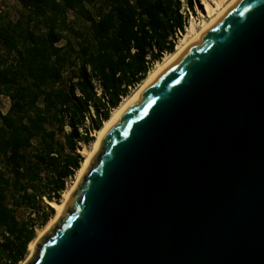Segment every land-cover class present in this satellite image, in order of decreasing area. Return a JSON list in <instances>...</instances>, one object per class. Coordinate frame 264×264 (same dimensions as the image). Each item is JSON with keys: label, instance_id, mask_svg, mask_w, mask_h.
Returning a JSON list of instances; mask_svg holds the SVG:
<instances>
[{"label": "water", "instance_id": "95a60500", "mask_svg": "<svg viewBox=\"0 0 264 264\" xmlns=\"http://www.w3.org/2000/svg\"><path fill=\"white\" fill-rule=\"evenodd\" d=\"M26 264H264V0L141 89Z\"/></svg>", "mask_w": 264, "mask_h": 264}, {"label": "trees", "instance_id": "16d2710c", "mask_svg": "<svg viewBox=\"0 0 264 264\" xmlns=\"http://www.w3.org/2000/svg\"><path fill=\"white\" fill-rule=\"evenodd\" d=\"M193 1L18 0L16 16L0 11V96L10 100L0 112V264H19L35 238L16 210L38 214L40 227L51 218L44 201L60 200L80 146L174 52Z\"/></svg>", "mask_w": 264, "mask_h": 264}, {"label": "bare ground", "instance_id": "6f19581e", "mask_svg": "<svg viewBox=\"0 0 264 264\" xmlns=\"http://www.w3.org/2000/svg\"><path fill=\"white\" fill-rule=\"evenodd\" d=\"M236 0H203L202 5L206 16L208 17V21H202L200 24H196L194 21H191L186 33L183 34L181 39L177 42L174 52L165 55L161 61L156 62L154 67L148 72L146 78L142 80V82L136 87L135 92L125 98L121 104L115 108L112 112L108 120L104 121L103 126L99 131L96 132L95 140L92 142L91 148L83 149L82 154L84 155V159L81 162L80 168L76 171V176L73 184L63 192L62 199L60 202H49L50 206L55 210V215L52 216L40 229L37 230L36 237L29 243L28 250L30 252V257L36 247V244L39 242L41 237L47 232L50 227L54 224L57 217L59 216L62 208L68 201V198L72 191L75 189L79 179L83 176L84 170L86 169L90 158L98 149L99 141L105 131L110 127L113 121L129 106V104L134 100V98L138 95L141 89L153 78L155 77L166 65H168L171 61H173L177 56L187 50L190 46L194 44L196 39L200 34H202L209 25H211L214 21H216L219 16Z\"/></svg>", "mask_w": 264, "mask_h": 264}, {"label": "rangeland", "instance_id": "374dc122", "mask_svg": "<svg viewBox=\"0 0 264 264\" xmlns=\"http://www.w3.org/2000/svg\"><path fill=\"white\" fill-rule=\"evenodd\" d=\"M202 1H203V0H195V1H193L194 13H191V14H190V13H187V12L184 10L185 13H186V29H185V33H186L187 28H188V26H189V24H190L191 21H194L196 24H200L202 21H208V17L206 16V14H205V12H204V9H203ZM209 1H214V0H209ZM183 2H184V4H185V0H184ZM18 8H19L18 0H0V11H10L12 17L16 16V11L18 10ZM70 19H72V18L70 17ZM78 25L80 26L79 23H76V26H78ZM79 26H78V27H79ZM182 36H183V35H181L179 38L181 39ZM180 39H178L177 41H179ZM165 55H167V54H165ZM165 55H164V56H165ZM164 56H163V57H164ZM155 64H156V63H154V65H155ZM154 65H153V67H154ZM153 67H152V68H153ZM136 87H137V86H136ZM135 90H136V88L132 89V90L130 91V93H129L128 96L122 98V101H123L125 98L131 96V95L135 92ZM122 101H121V102H122ZM121 102H120V104H121ZM120 104H119V105H120ZM9 105H10V100H9L8 98L1 97V96H0V112H1V113H5V112L7 111V109H8V107H9ZM119 105H118V106H119ZM113 110H114V109H113ZM113 110H112V111H113ZM112 111H111V112H112ZM110 115H111V113H110ZM102 126H103V125H102ZM85 127H89V122L85 124ZM96 132H97V131H96ZM96 132L93 131V132L91 133V136L93 137L94 140H95V138H96V137H95ZM94 140H93V141H94ZM91 145H92V143H90L89 145H81V146H80V149L77 151L80 155L83 156V159H84V155L82 154V150H83V149H88V150H89V149L91 148ZM75 176H76V173L74 174L73 177L67 179V181H66V189H65V190H67V189L73 184V182H74V180H75ZM65 190H64V191H65ZM64 191H63V192H64ZM63 192H62V194H63ZM62 194H61L60 200H59L58 202L61 201V199H62ZM53 202H55V201H53ZM46 206L52 208V207L50 206L49 202L44 201V205H43V207H46ZM52 209H53V208H52ZM46 211H47V209H46ZM54 215H55V210L53 209V214H52V216H54ZM52 216H51V217H52ZM16 217H17V219H18L19 221H29V222H33V223H35V224H36V226H35V237H36L37 230L40 229V228L42 227V226L40 227V219H39V215L36 214V213H32V212H30L29 210L19 209V210H16ZM33 252H34V251H33ZM32 255H33V253H32ZM32 255H31V256H32ZM29 259H30V252H29V250H28V248H27V254H26V256L24 257V259H23L19 264H26V262H27Z\"/></svg>", "mask_w": 264, "mask_h": 264}, {"label": "built area", "instance_id": "2783aa9c", "mask_svg": "<svg viewBox=\"0 0 264 264\" xmlns=\"http://www.w3.org/2000/svg\"><path fill=\"white\" fill-rule=\"evenodd\" d=\"M182 2H183V0H182ZM183 4H184V2H183ZM184 10L187 13H190V14L192 13V12L188 11L185 7H184ZM185 29H186V25H185ZM178 35L181 36L182 33L178 32ZM91 83H92V85L94 87V91L96 93V96L97 97H104L105 99H107V95H106V92H105V88H104L101 80L98 79L97 77H92L91 78ZM86 123H88L87 118H86Z\"/></svg>", "mask_w": 264, "mask_h": 264}]
</instances>
